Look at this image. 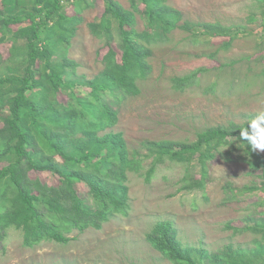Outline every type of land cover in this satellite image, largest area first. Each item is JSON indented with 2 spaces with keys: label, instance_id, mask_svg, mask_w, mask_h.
<instances>
[{
  "label": "trees",
  "instance_id": "trees-1",
  "mask_svg": "<svg viewBox=\"0 0 264 264\" xmlns=\"http://www.w3.org/2000/svg\"><path fill=\"white\" fill-rule=\"evenodd\" d=\"M94 1L0 0V45L11 43L8 57L0 52V65L14 63L17 68L0 77V237L9 228L21 229L26 246L67 243L74 238L68 235L73 229H100L113 214H127L128 173L142 168V159L128 152L123 134L106 130L117 123L122 102L139 93L138 80L149 74V44L167 39L181 15L166 0H131V8L106 0L99 20L89 24L95 36L107 40L103 68L94 78L79 81L67 57L68 46L82 21V9ZM137 13L145 22L142 31L136 29ZM193 26L182 24L185 29ZM199 27L201 31L193 32L196 40L222 37L221 48H228L238 35L219 22ZM199 71L175 78L174 85L183 88ZM244 126L248 124L207 128L194 141L150 142L144 155L152 158L146 180L169 159L187 164L181 190L205 188L211 161L232 137L241 140L239 128ZM242 142L251 168L261 170L264 182V151ZM195 161L200 176L194 173ZM40 173L56 181L44 180ZM80 183L86 193L79 190ZM249 227L264 239L263 223ZM147 240L175 264H199L195 252L201 260L207 257L205 251L184 246L171 221L157 222ZM257 243L252 258L229 255L223 262L264 264V241ZM212 258L221 260L218 255Z\"/></svg>",
  "mask_w": 264,
  "mask_h": 264
},
{
  "label": "rangeland",
  "instance_id": "rangeland-1",
  "mask_svg": "<svg viewBox=\"0 0 264 264\" xmlns=\"http://www.w3.org/2000/svg\"><path fill=\"white\" fill-rule=\"evenodd\" d=\"M116 1L131 8V0ZM105 2L95 0L82 9V21L68 46L67 57L79 81L94 78L103 68L107 40L95 36L89 24L99 20ZM166 2L181 15L178 27L167 39L149 44L151 70L138 80L139 93L122 102L117 123L106 130L121 132L130 155L142 159V168L128 173L127 214H113L100 229H73L68 235L74 238L67 243L42 241L26 246L23 231L9 228L0 237V264H175L147 240L160 221L173 223L184 246L205 251L204 260L195 252L199 264H225L229 255L251 257L257 240L264 241L260 231L249 227L264 225L263 177L261 170L251 168L242 140L232 137L221 147L210 163L203 189L181 190L187 164L169 159L147 181L145 173L152 158L144 156L152 141H194L207 128L247 124L257 111L264 110V0ZM136 17V29L142 31L144 19L139 13ZM185 22L194 25L193 29L183 28ZM204 22H219L238 35L228 48H221L222 37L196 40L193 32L201 31L199 24ZM10 48L11 43L0 45L4 58ZM16 69V64L5 62L0 65V77ZM198 70L197 77L183 88L174 85L175 78ZM60 98H65L64 93ZM194 173L201 175L197 161ZM40 176L56 181L47 173ZM78 188L87 192L82 183ZM213 255L221 257L220 262Z\"/></svg>",
  "mask_w": 264,
  "mask_h": 264
},
{
  "label": "clouds",
  "instance_id": "clouds-1",
  "mask_svg": "<svg viewBox=\"0 0 264 264\" xmlns=\"http://www.w3.org/2000/svg\"><path fill=\"white\" fill-rule=\"evenodd\" d=\"M247 124V127L239 128V138L246 141L253 151H264V110L257 111Z\"/></svg>",
  "mask_w": 264,
  "mask_h": 264
}]
</instances>
